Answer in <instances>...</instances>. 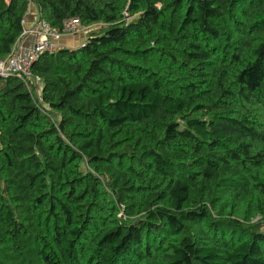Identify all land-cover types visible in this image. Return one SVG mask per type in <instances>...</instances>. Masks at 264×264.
Listing matches in <instances>:
<instances>
[{"label":"trees","instance_id":"1","mask_svg":"<svg viewBox=\"0 0 264 264\" xmlns=\"http://www.w3.org/2000/svg\"><path fill=\"white\" fill-rule=\"evenodd\" d=\"M31 4L101 26L0 77V264H264V0Z\"/></svg>","mask_w":264,"mask_h":264},{"label":"built area","instance_id":"2","mask_svg":"<svg viewBox=\"0 0 264 264\" xmlns=\"http://www.w3.org/2000/svg\"><path fill=\"white\" fill-rule=\"evenodd\" d=\"M101 24L85 27L78 18L66 19L61 29L51 26L46 20L39 18L31 27L25 28L23 35L32 36V46L22 51L20 40L14 46L11 54L0 61V77L16 76L22 79L29 89H34L40 95V81L36 78L31 67L34 61L44 52H54L59 49L56 44L64 35L77 34L80 31H89L99 28ZM22 38V37H21ZM41 99V97H40Z\"/></svg>","mask_w":264,"mask_h":264},{"label":"crops","instance_id":"3","mask_svg":"<svg viewBox=\"0 0 264 264\" xmlns=\"http://www.w3.org/2000/svg\"><path fill=\"white\" fill-rule=\"evenodd\" d=\"M39 18H40L39 11L37 7L34 4H31L28 10L24 28L31 27L32 24ZM85 40H86V35L84 34L83 35L80 34L77 36L64 35L62 39L56 44L58 45V48L59 47L74 48L83 44ZM20 45H21V50L23 52L24 51L27 52V50H29L32 46V36L31 35L22 36V38L20 39Z\"/></svg>","mask_w":264,"mask_h":264},{"label":"rangeland","instance_id":"4","mask_svg":"<svg viewBox=\"0 0 264 264\" xmlns=\"http://www.w3.org/2000/svg\"><path fill=\"white\" fill-rule=\"evenodd\" d=\"M91 30H97V28H95V29H91ZM86 35L87 36V32L86 31H80L79 33H77V34H72V36H77V35Z\"/></svg>","mask_w":264,"mask_h":264}]
</instances>
